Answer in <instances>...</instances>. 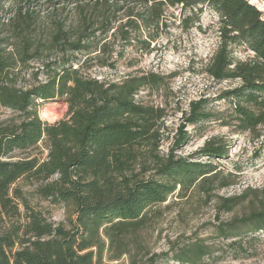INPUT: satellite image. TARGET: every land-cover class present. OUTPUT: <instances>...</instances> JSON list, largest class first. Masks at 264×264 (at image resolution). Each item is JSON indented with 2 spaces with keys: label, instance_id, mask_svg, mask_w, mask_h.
<instances>
[{
  "label": "trees",
  "instance_id": "1",
  "mask_svg": "<svg viewBox=\"0 0 264 264\" xmlns=\"http://www.w3.org/2000/svg\"><path fill=\"white\" fill-rule=\"evenodd\" d=\"M179 5L190 14L205 5L219 15L220 45L207 71L218 81L241 80L223 94L232 108L227 124L255 132L264 124V17L248 0L12 1L0 22V109L14 113L0 119V264H104L107 249L111 260L129 254L138 264L135 237L153 208L178 187L197 185L209 193L206 186L221 172L175 158L191 137L185 125L214 116L208 99L191 101L171 151L162 155L165 111L137 99L162 77L149 72L111 81L86 72L90 62L115 68L145 30L151 39L140 43L149 49L168 8ZM236 45L252 52L248 59L235 60ZM33 62L41 66L31 83L22 84V72ZM58 99L68 105L66 117L42 119L40 101ZM41 143L46 157L21 156ZM199 154L221 158L226 150L209 141ZM231 176L222 177L221 187L234 184ZM250 191L225 199L222 208L233 211ZM32 197L62 205L65 219L56 223ZM258 200L251 201L255 208L248 215L219 226L218 234L231 239L230 250L238 252L244 236L255 239L264 230V200ZM210 249L197 240L177 257L199 263Z\"/></svg>",
  "mask_w": 264,
  "mask_h": 264
},
{
  "label": "rangeland",
  "instance_id": "2",
  "mask_svg": "<svg viewBox=\"0 0 264 264\" xmlns=\"http://www.w3.org/2000/svg\"><path fill=\"white\" fill-rule=\"evenodd\" d=\"M13 0H1L0 22L9 12ZM193 14L181 9V5L169 7L165 17V25L159 35L151 41L150 48L142 49L141 41L150 40L147 30L130 46L123 59L115 68L101 67L90 62L92 76L106 80H120L128 75H143L154 72L162 77L158 85L145 86L137 95V99L163 108L162 119L163 140L160 153L168 154L177 135V130L186 122L191 101L208 99V109L214 116L198 124H186L191 137L187 144L175 150V158H186L190 161L212 165L221 172L217 179L206 186L209 193L197 185L188 190L177 191L168 200L153 208L150 222L135 238L138 240V264H264V230L252 236H244V248L238 252L228 247L231 239L218 234L219 226L230 225L235 218L240 219L252 212L258 199H263L264 189V124L255 132H241L235 125L227 124L232 114L228 99L224 92L240 85V79L215 80L207 71L211 58L220 45V17L204 5L198 6ZM190 15V17H188ZM188 17V18H186ZM186 19V20H185ZM153 34V33H152ZM117 45L122 43L116 40ZM250 51L244 46H234L235 60H246ZM89 63V64H90ZM33 62V68L22 72V84L33 81L31 74L41 66ZM44 79V75L41 74ZM68 105L63 99L40 101L39 114L48 122L65 118ZM14 113L10 109H0V119H6ZM211 141L216 147H224L226 155L218 158L199 154L200 150ZM48 150L44 143L22 157L36 155L44 158ZM210 167V168H212ZM232 175L228 180L234 184L221 187L222 177ZM22 184V183H21ZM209 187V188H208ZM35 186H26L34 189ZM246 189H251L250 197L233 211L222 208L225 199L240 196ZM259 191L254 193L253 191ZM254 193V194H253ZM258 196L259 198H255ZM32 204L38 206L45 215L56 223L66 217L62 205L48 200L32 197ZM199 241L208 245L212 254L205 256L199 263H183L177 255L190 242ZM107 249L104 264H132L129 254L118 260L110 259ZM152 259V260H151Z\"/></svg>",
  "mask_w": 264,
  "mask_h": 264
},
{
  "label": "bare ground",
  "instance_id": "3",
  "mask_svg": "<svg viewBox=\"0 0 264 264\" xmlns=\"http://www.w3.org/2000/svg\"><path fill=\"white\" fill-rule=\"evenodd\" d=\"M253 6H255L263 15L264 17V13L262 12V10H264V2H256L253 0H248Z\"/></svg>",
  "mask_w": 264,
  "mask_h": 264
},
{
  "label": "built area",
  "instance_id": "4",
  "mask_svg": "<svg viewBox=\"0 0 264 264\" xmlns=\"http://www.w3.org/2000/svg\"><path fill=\"white\" fill-rule=\"evenodd\" d=\"M253 1H256V2H264V0H253ZM262 12L264 13V10H262Z\"/></svg>",
  "mask_w": 264,
  "mask_h": 264
}]
</instances>
